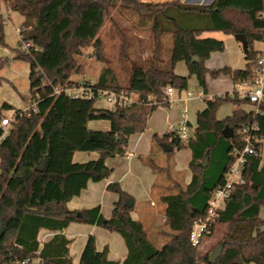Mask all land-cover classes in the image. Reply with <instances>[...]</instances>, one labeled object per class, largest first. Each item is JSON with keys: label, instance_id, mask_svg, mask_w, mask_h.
<instances>
[{"label": "trees", "instance_id": "16d2710c", "mask_svg": "<svg viewBox=\"0 0 264 264\" xmlns=\"http://www.w3.org/2000/svg\"><path fill=\"white\" fill-rule=\"evenodd\" d=\"M7 7L23 15L18 27L19 40L14 58L29 64L28 79L31 103L35 110L15 109L5 131L1 120L3 111L12 109L8 103L0 106V262L26 258L39 250L40 264H74L69 255L67 239L61 231L69 224L82 222L97 224L117 232L124 239L126 257L119 263L107 255V247L98 251L93 235L87 241L75 264H264V219L259 211L264 205V159L261 147L264 139V102L258 110H246L236 91L204 98V108L197 112L196 126L185 142L174 132L153 135L156 143H170L181 149L188 147L191 179L184 188L161 197L164 220L171 239L161 247L154 246L141 221L133 220V207L124 205L129 194L117 183L106 188L117 193L111 215L105 219L99 206L71 211L66 203L79 195L90 181H100L109 174L105 159L125 153L130 135L142 132L157 103L166 105L164 89L171 85L178 90L188 87V79L195 75L199 87L206 92L205 73L215 77L231 76L234 84L248 81L250 69L261 51L253 43L264 40V0H213L209 4L191 5L180 0L164 2L142 0H1ZM119 5L136 12L140 24L151 30L154 52L146 67L133 61L129 65V81L121 86L104 56L100 39L105 15L111 7ZM4 19L0 14V45L4 46ZM221 31L242 34L246 60L244 69L221 67L208 70L205 60L211 52L223 51L224 42L212 37H201L203 32ZM170 35L172 46L166 57H161L159 36ZM29 46L22 49V42ZM88 46L92 47L95 61L102 64L94 89L137 92L144 102L120 108H98L96 98L68 96L54 93L57 85H71L72 73H79L81 65L76 57ZM192 56L200 61L192 63ZM124 52V58L127 59ZM184 61L187 76L177 75L174 67ZM130 62V60H129ZM0 61V66H1ZM148 95L156 103L147 104ZM223 102L234 108L222 119L216 111ZM108 120L110 128L99 131L87 126L90 120ZM233 129V137L226 139L222 129ZM249 128L255 154L247 156L243 166V182L234 188L219 210L215 226L226 224L221 241L222 252L214 263L209 252L199 251L192 245L189 232L193 221L207 208L211 192L224 181L227 167L232 163L233 148L244 146L242 128ZM96 140L90 139V134ZM75 151H96L97 159L75 162ZM208 152V163H199ZM47 162L41 172L44 156ZM105 221L106 223H104ZM58 232L39 247L38 232L42 229ZM216 244V245H217ZM215 245V246H216Z\"/></svg>", "mask_w": 264, "mask_h": 264}, {"label": "crops", "instance_id": "0c3cea01", "mask_svg": "<svg viewBox=\"0 0 264 264\" xmlns=\"http://www.w3.org/2000/svg\"><path fill=\"white\" fill-rule=\"evenodd\" d=\"M142 1L164 2L165 0H142ZM212 1L213 0H180V2L182 3L191 4V5L209 4ZM10 11L12 10H7L6 13L9 15ZM21 16L22 17L20 24L23 20V15ZM200 36L212 37V38L215 37L217 39H220L222 42H224L225 45L223 51L211 52L208 59L205 60L204 64L208 70H215L221 67H229L230 69L245 68L246 60L245 57H243L242 44L234 38V35L225 34L221 31H214V32H203L201 33ZM256 43H258V41L253 43V47L256 50L263 51L264 40L263 42H259L263 44L261 47L257 46ZM139 65L141 66V64ZM174 71L177 75L187 76L186 71L188 72V68L186 63L185 65L182 66V69L181 71H179V73H177L176 67H174ZM205 74H206L205 75L206 92L202 91V89L198 94L192 91L193 96L191 97V99H189L186 102L185 105L187 107V112L185 115L191 133L193 131V128L196 126V116L194 115L195 124H193L190 120L191 119L190 111L192 109L190 105L192 101L200 102V100H203L204 102V98H212L215 97L216 95L219 96L226 92L232 93V91L238 88L239 86V84H234L231 76L228 74L219 73V75H216L215 77L211 76V74L209 73H205ZM217 83H219V88L214 89L213 87ZM186 89L191 91L188 87ZM184 90L178 92V95L184 96ZM29 92L30 91H28L27 96L20 95L23 101H20L16 98L13 99L14 101H12V99H7V100H3V102L0 103V106L3 103H8L12 106V109H8L7 111H5L8 112V116L12 115L15 109H20V110L27 109L31 105V97H30L31 95H29ZM99 100H103V99H99ZM94 106L98 108H109V109L111 108V106L107 102L104 106H97L95 104ZM157 111L160 112L158 114V116H160V120L158 122L152 120L153 118H156L155 113ZM196 111L198 112L199 110ZM182 119H183L182 106L178 104L177 105L166 104V105L156 106V109L152 112V114L149 116L147 120V124H149L150 127L152 128L150 131L151 133L148 130H144L137 134L130 135L128 138V144L124 154L110 156L105 159V165L109 170L108 171L109 174L105 177V179L100 181H90L87 184L86 188L83 189V191L79 195L74 196V198H72L66 203L68 209H70L71 211L74 210L80 211L83 209H89L90 207L93 206H99L101 215L105 219H107L111 215L114 206L113 202L117 200L118 194L107 189L106 186L109 183H117L121 189H123L129 194V197L132 201L133 209L130 212L131 218L133 220L142 222L146 234L151 240V237L147 229L148 226L151 231H154V228L159 226V224H163L165 222L164 204L161 202V197L176 192L180 187L184 188L186 184L190 181L192 175L191 171L189 170V167H187L186 170L187 173L183 175L181 179H179L178 174L180 172L177 169L178 167L176 166L175 163L176 161L173 160L172 162H170V158H169L170 156L167 157L164 155L169 152H164L161 147L162 143H167V142H161L160 144H158L155 142V140L152 139V137L154 134L161 136L165 133L172 132L175 128L180 126L181 124L180 122ZM87 126L92 130H99V131L108 130L110 128L109 121L105 119L90 120L88 121ZM1 138L2 136H0V139ZM173 150L174 147L171 151ZM188 152L189 154H191L190 150ZM260 153L262 159H264V139ZM141 155L146 157L151 156L152 158L154 157L155 159H158L157 169L152 168L149 164H147L146 161H143V159H141ZM97 156L98 153L96 151H89V152L75 151L72 155V158L73 161L75 162L83 163V162H88L89 160L97 159ZM157 163L155 162V164ZM164 169H166V171L169 172V174L170 172H174L173 175H175V177L170 174L168 176V179L165 180V178L163 177ZM160 170H162L163 172H161ZM147 206L152 208V211L150 208H147ZM260 211H259V216H260ZM143 220H146L147 228ZM221 225H222V229L219 231V233L216 235V230L219 227V225H217V227L214 229L212 233V236L206 238V240L203 241L201 247H199V250L203 254L205 252H208V250H210L212 246H214L220 241L222 237V232L226 227V224H221ZM56 233L58 232L57 231L54 232L42 228L38 232L37 239L42 238L44 236L45 241H47L52 235ZM61 233H63L64 236L70 240V243L68 245V251H69V255L71 256L72 262L74 264L78 262L79 257L81 255L80 252L82 251V248L87 241V236L89 235H93V237L95 238V246L98 251L102 250L103 247H107V255L109 259L121 263L127 255L124 239L120 237V235L117 232L111 231L109 229H105L104 227L99 226L97 224L90 225L82 222H74L69 224L66 228H64L61 231ZM151 236H154V238L156 237L154 235V232L151 233ZM249 264H255V263L252 262Z\"/></svg>", "mask_w": 264, "mask_h": 264}, {"label": "rangeland", "instance_id": "374dc122", "mask_svg": "<svg viewBox=\"0 0 264 264\" xmlns=\"http://www.w3.org/2000/svg\"><path fill=\"white\" fill-rule=\"evenodd\" d=\"M7 10L10 9L7 7L6 3L2 2L0 4V12L4 16V18L7 19L3 24L5 45H0V61L2 64L0 66V103H2L3 100L7 99H12V101H14L13 99L15 98L23 101L21 96H27L29 91V79L27 78L29 72V64L24 60L20 61L14 58V50L16 48H20L18 47L17 43L20 38L17 27L20 24L22 16L17 12L10 11L9 18V15L6 13ZM108 13L109 14L105 15L104 23L100 31V39L103 45L104 56L111 66L114 75L117 78L118 84H120L121 86H126L129 81L130 63L133 61L138 65L141 64V66L146 67L148 65L149 56H151V54L154 52L155 44L153 42L151 30L145 28L144 26H141L140 17L136 12L129 9H124L119 5H115L109 9ZM158 44L159 49L157 50V52L162 55L161 57H166L172 46V43L170 42V35L166 34L164 36H159ZM256 44L257 46L261 47L264 43L262 44L258 42ZM124 52H126L128 56L127 59L124 58ZM76 61L81 65V69L79 73H72L70 78L75 81H82L83 79H89L90 81L97 80V75L102 64L98 61H95L92 55L91 46L84 48L82 50V53L76 57ZM183 65H185L184 61L176 63L175 67L177 73L181 71ZM187 74L188 72L186 71V75ZM188 88L191 91H194L196 94L201 91V87H199V85L197 84V80L194 75H191L188 79ZM213 88H219V83L214 85ZM94 104L97 106H104L106 104V101L98 99L94 102ZM242 106L246 110L251 107V105L249 104H242ZM190 107H192L190 111V120L193 124H195L194 122L197 112L196 110L200 111L201 109H203L204 102L203 100H200V102L192 101ZM233 107V104L230 102L221 103L216 111V117L218 119L224 118L231 113ZM3 112L5 114V117H8V112ZM159 113L160 112L157 111L155 113L156 118H153L152 120L158 122L160 120V116H158ZM151 129L152 128L150 127V125L147 124L145 130H148L150 132ZM188 151V147H183L179 150L174 147L173 151H169V153L164 154L167 157L170 156V162H172L173 160L176 161L175 163L178 167L177 169L180 172L178 174L179 179H181L183 175L187 173L186 170L188 167V161L191 159V155ZM141 159H143V161H146L147 164H149L152 168L157 169L158 159H155L154 157L152 158L151 156L146 157L143 155H141ZM154 161L157 164H155ZM160 171H164L163 177L165 178V180L168 179V176L170 174L175 177V175H173L174 172H170L169 174L166 169ZM148 206L147 208H150ZM150 209L152 211V208ZM260 216L261 218H264V205L261 206ZM143 221L145 222L147 228L146 220ZM216 227L217 225L215 226V228ZM147 229L151 240L156 247H161L171 239V236L169 234L170 230L164 223L159 224V226L154 228V231H151L149 226ZM221 229L222 225L219 224V227L216 230V235ZM152 232H154V235L156 236L155 238L154 236H151ZM206 238H204V240H206Z\"/></svg>", "mask_w": 264, "mask_h": 264}, {"label": "built area", "instance_id": "2783aa9c", "mask_svg": "<svg viewBox=\"0 0 264 264\" xmlns=\"http://www.w3.org/2000/svg\"><path fill=\"white\" fill-rule=\"evenodd\" d=\"M1 3L2 1L0 0V4ZM0 14L2 15L1 12ZM3 19L5 22L7 18H4L3 16ZM28 46L29 43L27 41L22 42V49H27ZM250 73L251 75L248 81L239 83L238 88L234 89L232 92L236 91L240 98L247 100V103L251 105V108L259 111V104L264 102V49L261 51V55L259 56L257 63L251 67ZM93 85L94 81L92 80H82L77 83H72L71 85H57L54 88V93L62 92L68 96L96 98V100L103 99L111 106V108L126 107L136 102H144L143 99H140L137 92L126 90L114 92L105 89H94ZM178 92H181V90L179 91L173 86L167 85L164 89L166 97L165 103L173 105L178 104L183 107V119L180 122L181 124L172 132L175 133L178 139L185 142L191 134L185 115L187 112V107L185 105L186 102L193 96V92L186 89L184 90V96L178 95ZM146 103L149 105L156 103L153 95H148ZM157 104V106L162 105L161 103ZM27 110H35V104L31 103ZM11 119L12 115L1 120V125L5 131L7 130L6 128H8ZM240 131L246 143L240 148H233L231 151L233 160L226 169L227 171L224 175V181L211 192L207 200L208 205L203 216L197 217L193 221L189 232L190 242L192 245L200 247L204 238L211 236L210 234L214 227L215 218L219 210L224 207L225 200L233 190L234 184H240L243 182L242 169L247 160V156L255 154V147L250 138V129L244 127ZM38 241L39 247H41L45 241L44 236L42 238H38ZM38 253L39 250L34 252V254L27 255L26 258L12 260L10 264H40ZM0 264L3 263L0 262Z\"/></svg>", "mask_w": 264, "mask_h": 264}, {"label": "water", "instance_id": "95a60500", "mask_svg": "<svg viewBox=\"0 0 264 264\" xmlns=\"http://www.w3.org/2000/svg\"><path fill=\"white\" fill-rule=\"evenodd\" d=\"M234 38L239 41L243 46L246 45V41H245V38L242 34L238 33V34H235L234 35ZM192 63H198L200 61V59H198L196 56H192ZM222 136L226 139H229L231 137H233V129L228 127V126H225L222 131ZM90 139L91 140H96V135L94 133L90 134ZM161 147L163 149L164 152H169L173 149V146L169 143H162L161 144ZM208 152H205L204 153V157L202 158L201 162L199 163V166L202 168H205L207 166V163H208ZM44 160L42 161L41 165L37 166L36 167V170L41 172V170L44 168L46 162H47V156L45 155ZM124 205H126L127 207H133L132 205V201L130 199V197H127L125 198L124 200ZM81 213L79 211L76 212V216H80ZM104 223H106L105 221H103ZM3 234V230L0 229V237L2 236ZM223 245H224V242H220L219 244H217L216 246H214L210 252H209V262L210 263H214L216 261V259L220 256L221 254V250L223 248Z\"/></svg>", "mask_w": 264, "mask_h": 264}]
</instances>
